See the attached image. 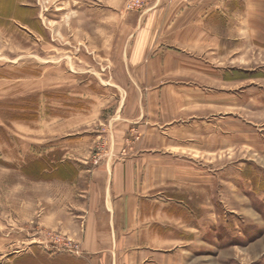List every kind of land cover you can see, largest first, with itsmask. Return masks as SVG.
Segmentation results:
<instances>
[{"label": "rangeland", "instance_id": "1", "mask_svg": "<svg viewBox=\"0 0 264 264\" xmlns=\"http://www.w3.org/2000/svg\"><path fill=\"white\" fill-rule=\"evenodd\" d=\"M147 3L0 0V264L30 237L78 251L41 225L47 185L85 186L118 143L125 153L148 140L144 121L129 122L147 106L126 66ZM241 50L205 69L211 82L179 85L211 105L199 106L196 160L150 209L181 235L183 264H264V49Z\"/></svg>", "mask_w": 264, "mask_h": 264}, {"label": "crops", "instance_id": "2", "mask_svg": "<svg viewBox=\"0 0 264 264\" xmlns=\"http://www.w3.org/2000/svg\"><path fill=\"white\" fill-rule=\"evenodd\" d=\"M134 16L140 22L126 66L131 83L144 87L138 99L147 108L129 122L144 121L139 130L148 140L131 141L125 153L118 143L115 153L85 170V186L47 185L41 225L78 251L56 248L46 237L40 249L30 237L32 246L13 255L12 264H183L186 258L181 235L150 209L153 192L196 160L199 106L211 105L179 85L211 82L205 69L228 66L231 53L239 60L245 46L262 52L264 0H148Z\"/></svg>", "mask_w": 264, "mask_h": 264}, {"label": "built area", "instance_id": "3", "mask_svg": "<svg viewBox=\"0 0 264 264\" xmlns=\"http://www.w3.org/2000/svg\"><path fill=\"white\" fill-rule=\"evenodd\" d=\"M146 3V0H128V4L131 8H142Z\"/></svg>", "mask_w": 264, "mask_h": 264}]
</instances>
